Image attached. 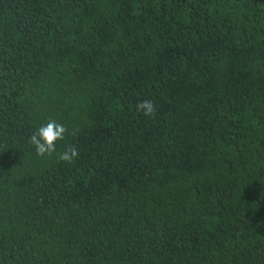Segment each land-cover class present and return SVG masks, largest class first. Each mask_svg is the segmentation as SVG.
<instances>
[{"label": "trees", "instance_id": "16d2710c", "mask_svg": "<svg viewBox=\"0 0 264 264\" xmlns=\"http://www.w3.org/2000/svg\"><path fill=\"white\" fill-rule=\"evenodd\" d=\"M0 264H264V0H0Z\"/></svg>", "mask_w": 264, "mask_h": 264}, {"label": "clouds", "instance_id": "9594fccd", "mask_svg": "<svg viewBox=\"0 0 264 264\" xmlns=\"http://www.w3.org/2000/svg\"><path fill=\"white\" fill-rule=\"evenodd\" d=\"M138 112L145 116L155 114V106L151 100H142L136 105ZM66 134L75 136V132L69 133V129L55 119L48 118L45 123L36 128L29 137V143L32 145L35 154L38 157H52L65 163H72L79 156V151L75 145L67 147L61 152H57V142L63 141Z\"/></svg>", "mask_w": 264, "mask_h": 264}]
</instances>
